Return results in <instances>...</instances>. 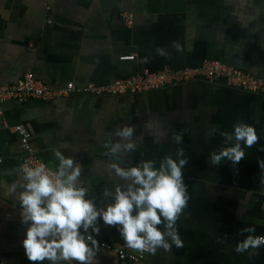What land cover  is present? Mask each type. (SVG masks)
Here are the masks:
<instances>
[{"label": "crops", "instance_id": "obj_1", "mask_svg": "<svg viewBox=\"0 0 264 264\" xmlns=\"http://www.w3.org/2000/svg\"><path fill=\"white\" fill-rule=\"evenodd\" d=\"M124 13L134 15L128 27ZM182 52H176L173 42ZM163 49L169 56H161ZM134 56V61L122 58ZM148 62L144 63V58ZM219 62L264 79V0H0V84L33 74L51 88L74 82L107 85L117 79ZM240 121L256 129L259 142L245 148L238 165L220 166L209 157L224 146L221 131ZM22 125L42 162L53 167L60 150L82 168L80 182L97 208L111 203L104 189L124 182L109 169L106 141L125 143L117 129H134L131 153H118L121 167L146 160L175 159L183 148L188 163L183 180L188 205L177 222L183 247L148 254L138 264H264V248L239 254L238 242L264 236V95L200 80L145 93L96 96L72 92L52 101H8L0 105V264H33L23 240L28 225L20 217L18 189L24 156ZM216 128L215 135H208ZM183 131L181 144L174 135ZM102 241L129 249L117 226L99 220ZM162 227V226H161ZM218 240L223 241L218 243ZM94 264H124L98 247ZM250 252L253 250H249ZM44 264H48L47 261ZM132 264V263H130Z\"/></svg>", "mask_w": 264, "mask_h": 264}, {"label": "clouds", "instance_id": "obj_2", "mask_svg": "<svg viewBox=\"0 0 264 264\" xmlns=\"http://www.w3.org/2000/svg\"><path fill=\"white\" fill-rule=\"evenodd\" d=\"M176 52L184 49L179 42H173ZM161 56H169L158 49ZM144 63L148 62L145 57ZM218 130L212 128L208 135ZM115 136L125 143L108 140L104 147L105 155L115 157L108 167L124 184L115 190H103V196L109 199L106 208H97L96 198H89V189L82 185V168L74 163L72 157H66L58 149L53 150L56 163L53 167L44 162L36 166H20V182L8 186L11 194H18L20 217L28 225L23 248L27 259L33 264H94L99 250L98 241L88 234L99 235V220L108 226H117L126 246L139 253L155 254L162 249L171 251L172 247H183L177 222L188 205V189L183 180V169L188 163L183 148L172 155L156 160L142 161L138 166L121 167L118 153H131L137 145L133 142L134 129L130 126L117 129ZM224 146L210 154L212 165L220 166L221 161L238 165L245 158V148H252L259 142L256 129L237 121L232 132L221 131ZM176 144H181L183 131L174 135ZM264 152V146L258 149ZM264 173V160H259ZM264 184V175L261 176ZM162 226V227H161ZM254 227L241 230L240 235L249 233L238 242L235 251L239 254L264 246V236H255ZM223 241L218 240V243ZM253 251H249V250Z\"/></svg>", "mask_w": 264, "mask_h": 264}, {"label": "built area", "instance_id": "obj_3", "mask_svg": "<svg viewBox=\"0 0 264 264\" xmlns=\"http://www.w3.org/2000/svg\"><path fill=\"white\" fill-rule=\"evenodd\" d=\"M124 18L127 26L132 27L134 24V15L124 13ZM122 60L134 61L135 57H124ZM200 80L221 81L235 89L264 95V79L219 62L207 61L199 68H184L180 71L168 70L161 73L146 71L142 74L117 79L107 85H96L93 82H89L83 86H79L70 81L63 86L51 88L36 78L35 75L27 74L23 75L15 83L0 84V105L8 101L26 102L29 100H38L48 102L68 96L72 92H84L85 94L96 96H125L184 85ZM12 130L21 137L22 147L24 149L22 165L30 164L31 166H36L42 162L36 148L32 144V135L30 132L22 125L15 126ZM93 238L98 241V247L114 252L118 260L124 264L144 262L149 254L147 252L139 253L133 250H127L123 247L102 241L97 237L93 236ZM262 247L264 248V246Z\"/></svg>", "mask_w": 264, "mask_h": 264}]
</instances>
